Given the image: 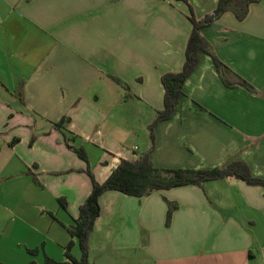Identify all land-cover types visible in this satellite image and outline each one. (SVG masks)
<instances>
[{
  "label": "crops",
  "instance_id": "0c3cea01",
  "mask_svg": "<svg viewBox=\"0 0 264 264\" xmlns=\"http://www.w3.org/2000/svg\"><path fill=\"white\" fill-rule=\"evenodd\" d=\"M217 1L0 0L1 264L64 261V225L121 159L148 152L155 168L187 170L239 160L264 177V0L201 29L254 91L225 86L203 54L176 112L150 127L161 76L185 61L189 16ZM98 205L90 264H264L262 186L227 177L143 197L106 190Z\"/></svg>",
  "mask_w": 264,
  "mask_h": 264
},
{
  "label": "trees",
  "instance_id": "16d2710c",
  "mask_svg": "<svg viewBox=\"0 0 264 264\" xmlns=\"http://www.w3.org/2000/svg\"><path fill=\"white\" fill-rule=\"evenodd\" d=\"M256 1L257 0H218L214 10L201 18H195L191 13L189 19L192 28L187 40L185 61L181 71L176 73H165L161 76V83L164 88V107L162 110L156 111V118L150 127L157 121L168 119L176 112V105L182 94L183 83L194 71L203 54L211 57L216 72L225 86H241L250 92L254 91L252 85L246 80L236 75L231 77V72L215 56L211 45L202 36L201 29L213 23L226 11H232L239 20L243 19L247 14L249 4ZM110 77L127 91L126 84L114 76ZM66 146L74 151L80 158L85 159V154L80 147H75L71 144H66ZM227 177H234L245 183L259 185L264 188V177L260 178L253 176L248 166L239 160L230 161L223 167H216L213 169L187 170L180 168H155L152 165L148 152L142 153L133 161L121 159L104 182L98 183L91 177V192L79 206L77 217L73 220L72 224L64 225V228L70 235V240L65 246V260L54 261L46 257L43 264H90L88 261V237L93 229L94 221L99 215L98 198L100 194L106 190H117L129 196L143 197L158 190H166L184 185L199 186L206 181ZM31 178L37 183L34 175H32ZM174 208V205L168 203L166 224L169 223L170 215ZM73 238L76 239L80 250L79 259L74 258L70 254L71 246L74 243ZM34 251L35 250H29V253L33 254ZM30 264L36 263L31 261Z\"/></svg>",
  "mask_w": 264,
  "mask_h": 264
},
{
  "label": "rangeland",
  "instance_id": "374dc122",
  "mask_svg": "<svg viewBox=\"0 0 264 264\" xmlns=\"http://www.w3.org/2000/svg\"><path fill=\"white\" fill-rule=\"evenodd\" d=\"M78 250H79V248H78Z\"/></svg>",
  "mask_w": 264,
  "mask_h": 264
}]
</instances>
